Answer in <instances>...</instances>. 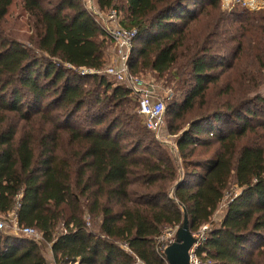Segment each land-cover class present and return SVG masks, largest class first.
Returning <instances> with one entry per match:
<instances>
[{"label": "trees", "instance_id": "trees-1", "mask_svg": "<svg viewBox=\"0 0 264 264\" xmlns=\"http://www.w3.org/2000/svg\"><path fill=\"white\" fill-rule=\"evenodd\" d=\"M95 1L137 30L131 73L180 96L164 114L177 151L102 74L113 41L85 0H0V217L16 211L43 238L0 233V264H48L49 251L56 264H168L165 231L187 219L198 234L235 191L196 256L264 264V6Z\"/></svg>", "mask_w": 264, "mask_h": 264}, {"label": "built area", "instance_id": "built-area-1", "mask_svg": "<svg viewBox=\"0 0 264 264\" xmlns=\"http://www.w3.org/2000/svg\"><path fill=\"white\" fill-rule=\"evenodd\" d=\"M247 0H240L245 6ZM87 9L95 14L105 34L113 41V52H109L112 64L104 70V74L114 79L117 83L125 85L131 90L134 99L139 103V114L145 119L147 128L159 135L164 126V114L166 110V101L158 93V87L152 84L149 80L135 76L129 68V58L132 51V45L137 37L136 29H125L121 26V15L116 9H111L108 12L101 11L95 0H85ZM107 56V55H106ZM106 56L104 60H106ZM91 70H83V74H92ZM173 95V91H168L169 98ZM238 195V191L234 194H229L231 197ZM9 220L0 217V233L5 235H13L19 238H24L36 242L41 245L42 235L31 227H21L17 219L16 211L9 214ZM88 226L90 220L88 219ZM178 228H169L165 231L162 238L159 240V250L161 255H165L167 247L176 242ZM210 225L204 226L200 232L194 236L197 237L196 244L191 250V264H201V261L196 256V250L204 239L206 233L210 232ZM51 252V251H50ZM210 264V263H208Z\"/></svg>", "mask_w": 264, "mask_h": 264}, {"label": "rangeland", "instance_id": "rangeland-1", "mask_svg": "<svg viewBox=\"0 0 264 264\" xmlns=\"http://www.w3.org/2000/svg\"><path fill=\"white\" fill-rule=\"evenodd\" d=\"M251 1H253V3H250V4L246 3V1H245V3L248 6H245L242 3L243 6L245 8H247L248 10H250V11H257V10H259L260 8H262L264 6V0H257V1L256 0H251ZM222 3H223V7L222 8L224 10H227V9L231 10L234 7V5L240 4L241 2H240V0H222ZM10 13H11L10 20L13 21V20L17 19L16 22L18 23V25L24 28L27 16L24 13V11L22 10V7L20 6V3L18 1L13 5V7L11 8ZM25 31H26V28H25ZM113 50H114L113 47L110 46V47L106 48V50L104 51V55L103 56L105 57L107 55L106 56V60H105V68H104V70L106 68H108L109 66H111V64H112L111 58L108 59V57H110L109 52H111V51L113 52ZM102 74H104V72ZM142 78H145V79L149 80L152 84H154L155 86L158 87L159 95L161 97H163V99H167V101H166V110H167L169 104L172 103V101L175 99V97H176V99H178V98L180 99V96L177 94V92L175 91L173 86L172 85L170 86L169 84H167V80L166 79L156 78L150 73L142 75ZM170 89L173 91V95L169 98L168 91ZM155 136H156L158 141H160L161 143L169 146V148H171L173 150V152L177 151V147H176V139H177V137L176 136H172V135L169 134V132L167 130V118H166V116L164 118V126H163V129H162L161 133L159 135L155 134ZM227 196L225 197L222 205L220 206L218 212L216 213V216L213 217V219L211 220V222L213 223V224H209L211 228H213V225L216 224L217 222H219L222 219V213H223L224 209L226 208V204L229 201V197H227ZM196 235L197 234H195L194 236H196ZM194 238L197 239V237H194Z\"/></svg>", "mask_w": 264, "mask_h": 264}, {"label": "water", "instance_id": "water-1", "mask_svg": "<svg viewBox=\"0 0 264 264\" xmlns=\"http://www.w3.org/2000/svg\"><path fill=\"white\" fill-rule=\"evenodd\" d=\"M196 244V239L189 230L188 220L177 232L176 242L167 247L165 251L168 264H191V250Z\"/></svg>", "mask_w": 264, "mask_h": 264}, {"label": "crops", "instance_id": "crops-1", "mask_svg": "<svg viewBox=\"0 0 264 264\" xmlns=\"http://www.w3.org/2000/svg\"><path fill=\"white\" fill-rule=\"evenodd\" d=\"M47 261H48V264H56L55 263V260H54V258H53V255H52V253L49 251L48 253H47Z\"/></svg>", "mask_w": 264, "mask_h": 264}, {"label": "bare ground", "instance_id": "bare-ground-1", "mask_svg": "<svg viewBox=\"0 0 264 264\" xmlns=\"http://www.w3.org/2000/svg\"><path fill=\"white\" fill-rule=\"evenodd\" d=\"M257 1V0H256ZM250 3H253V1H251V0H248V4H250Z\"/></svg>", "mask_w": 264, "mask_h": 264}]
</instances>
